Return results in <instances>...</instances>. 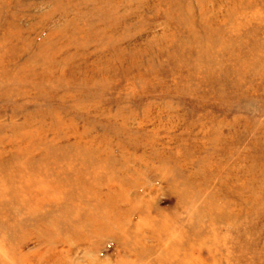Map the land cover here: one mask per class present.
I'll return each instance as SVG.
<instances>
[{
  "label": "rangeland",
  "instance_id": "rangeland-1",
  "mask_svg": "<svg viewBox=\"0 0 264 264\" xmlns=\"http://www.w3.org/2000/svg\"><path fill=\"white\" fill-rule=\"evenodd\" d=\"M113 1L0 0V164L20 132L99 166L89 199L67 185L42 212L77 264H264V0ZM29 228L0 223V255Z\"/></svg>",
  "mask_w": 264,
  "mask_h": 264
},
{
  "label": "bare ground",
  "instance_id": "bare-ground-1",
  "mask_svg": "<svg viewBox=\"0 0 264 264\" xmlns=\"http://www.w3.org/2000/svg\"><path fill=\"white\" fill-rule=\"evenodd\" d=\"M116 1L123 2V0H114L113 2ZM82 16L85 17L84 13ZM79 17L81 18V13L76 18H69V20L67 15L52 14L51 16L46 17L45 21L49 19L55 22L57 19H62L66 21L67 27V23L71 24L73 20L79 19ZM155 117V115H148L145 117V121L149 122ZM17 138H19L18 141L11 140V142H9L10 145H15L17 150L15 153L7 156L4 162L0 164V205L2 206L0 208V223H6L7 219H12L14 221L18 218L19 213H21L31 217L33 228L26 229L22 231V233L20 232L23 237L19 243H4L3 247L5 252L0 255V264H77V260L73 259V254L78 253L79 249H74L71 245H68L70 244L68 240L67 246L60 245V253L56 250L57 246L52 245L53 243L50 240L53 239V221L50 220L51 214L44 215L42 212L45 208H50L55 205L54 204L50 207L45 206L51 202L55 203L60 198L61 194L66 191L67 185L68 188L73 190L78 189L84 198L89 199L90 196H88L86 190L96 187L95 184L97 185V180L99 178V174H97L96 170L99 169V166L94 167V163L91 164L88 162L87 168L84 170L75 157L67 158V156H58L52 154V152H44L43 155H40V153H43L41 152L42 148L40 146V141L31 144L30 142H27V139L24 143L18 145L21 139L20 132L18 133ZM72 144H75L74 146L80 145L77 140H74ZM80 148L87 147L82 146ZM190 174L195 177L194 174ZM66 177L68 183L65 180ZM108 190L113 191L112 188H104L102 191H99V195L101 197L107 196L109 192ZM67 191L69 190L67 189ZM114 194H117V192L115 191ZM97 203H106L108 208L105 207L104 209L109 210L113 209L115 206L109 198L106 199V202H96L95 204ZM181 214L175 215L174 219L180 220L182 217ZM46 219L48 220L47 225L42 228L46 235L51 232L49 234L50 238L45 239L43 242H38L36 237L39 236V222H42V220L45 221ZM114 220L117 224L125 222L123 216L115 217ZM144 220L141 219L140 222L142 224L140 222L137 223L136 229L133 231V236L140 238L142 233H146L147 236L151 237V230L149 229L148 224L143 222ZM111 223L114 224L113 221ZM95 230L96 229L93 228V232ZM14 234L15 233L10 234L9 232L8 234H2V237L10 239L11 237L16 236ZM80 236L81 233L76 234L73 236V239L78 240ZM56 239H58L59 242H62L60 237ZM158 244L157 241H154L149 246L143 245L139 247L138 244L133 245V249L138 248L144 253L146 250L149 251V249L150 251L154 250ZM33 247L35 248L32 249ZM95 247H98V245ZM91 248L92 247L85 248L89 250L86 255L90 254L89 252H91ZM99 249L100 248H97L96 251H99ZM125 251L126 253L131 252V250ZM173 255L174 250H171L162 258L165 261H169V259H172ZM189 256L190 255L185 256L178 264H188L192 260L191 256ZM144 257H136L127 261V263L120 262V264H142ZM91 264L103 263L98 261Z\"/></svg>",
  "mask_w": 264,
  "mask_h": 264
}]
</instances>
